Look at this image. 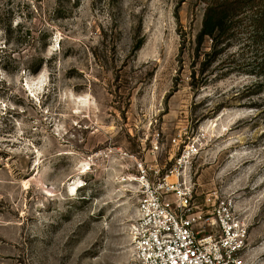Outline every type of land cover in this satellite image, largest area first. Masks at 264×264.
Here are the masks:
<instances>
[{
    "label": "rangeland",
    "instance_id": "rangeland-1",
    "mask_svg": "<svg viewBox=\"0 0 264 264\" xmlns=\"http://www.w3.org/2000/svg\"><path fill=\"white\" fill-rule=\"evenodd\" d=\"M206 8L0 0V264H135L141 167L232 200L264 264L263 53L200 42Z\"/></svg>",
    "mask_w": 264,
    "mask_h": 264
},
{
    "label": "built area",
    "instance_id": "built-area-1",
    "mask_svg": "<svg viewBox=\"0 0 264 264\" xmlns=\"http://www.w3.org/2000/svg\"><path fill=\"white\" fill-rule=\"evenodd\" d=\"M141 172L144 180L136 182L142 194L129 231L135 264H248L249 231L232 200L211 195L200 210L188 180H145L143 167Z\"/></svg>",
    "mask_w": 264,
    "mask_h": 264
},
{
    "label": "trees",
    "instance_id": "trees-1",
    "mask_svg": "<svg viewBox=\"0 0 264 264\" xmlns=\"http://www.w3.org/2000/svg\"><path fill=\"white\" fill-rule=\"evenodd\" d=\"M241 27L247 28L261 47L263 55L256 63L264 73V0H207L199 41L208 38L217 48Z\"/></svg>",
    "mask_w": 264,
    "mask_h": 264
}]
</instances>
